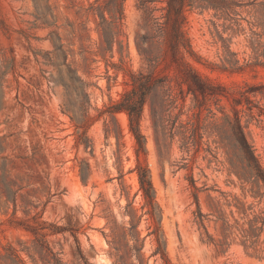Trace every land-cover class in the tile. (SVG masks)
Returning a JSON list of instances; mask_svg holds the SVG:
<instances>
[{
	"label": "rangeland",
	"instance_id": "rangeland-1",
	"mask_svg": "<svg viewBox=\"0 0 264 264\" xmlns=\"http://www.w3.org/2000/svg\"><path fill=\"white\" fill-rule=\"evenodd\" d=\"M94 1L0 0V247L32 251L43 239L63 264H264V244L246 249L232 234L218 245L223 221L264 206L240 179L244 165L225 122L236 112L264 169V114L255 107L264 110V99L247 94L250 114L242 97L264 85V64H254L264 44L258 2L231 0L239 6L227 16L207 2L185 6L192 56L181 49L183 59L215 90L194 99L180 97L174 68L149 64L136 48L144 11L160 17L164 0H124L111 47ZM139 72L166 78L177 100L164 113L155 100L152 119L147 99L138 152L127 115L107 108ZM181 124L196 128L193 143Z\"/></svg>",
	"mask_w": 264,
	"mask_h": 264
},
{
	"label": "trees",
	"instance_id": "trees-1",
	"mask_svg": "<svg viewBox=\"0 0 264 264\" xmlns=\"http://www.w3.org/2000/svg\"><path fill=\"white\" fill-rule=\"evenodd\" d=\"M123 1L124 0H95L94 3L97 5L95 7H90L92 11L97 12L100 19V27L102 28L101 34L110 47L115 37L120 33L121 20L123 17ZM255 1L258 2L260 7V24L261 27L264 28V0ZM99 2H103V5H98ZM163 2L165 5L160 7V10L162 11L160 17H155L153 10L146 9L144 11L145 28L147 31L146 35L140 37V40L136 43L138 53L149 64L154 63L160 65L162 63L165 68H174L175 77L177 78L176 82L179 86L178 92L181 98L183 94H191L194 99L197 98L198 94L202 97L215 95L214 87L203 82L193 69L192 65L183 59L181 49L185 50L190 56H192L190 45L184 37L181 29L184 21V8L187 5L191 6V4H194L195 2H207V8H212L215 11L221 12L222 15L227 16L233 12L232 10L235 6L239 5L231 0H164ZM104 12L108 13L109 20L105 17ZM145 45H147V47H143ZM254 54V64H264V62L261 61V59L264 60V44L258 43L257 47L254 48ZM67 70L70 71L68 67ZM129 78L130 89L124 92L120 100L108 107L107 112L110 114L123 112L127 115L129 128L135 138L138 146L137 151L139 152L143 151L145 142L144 137L139 131V121L147 99L151 97V116L152 119H155L157 116L154 109L155 100H158V106L161 112L164 113L168 108H173L175 106L177 96L172 94L171 86L166 78H156L152 74L145 75L141 72L129 73ZM181 83L185 84V90L180 87ZM247 94H251L254 97L260 96L264 99V85L251 87L242 93L244 102H246L247 105V110L251 114L254 106ZM241 103V100L236 101L237 105H240ZM255 107L259 110V114H264L262 113L264 110H261L258 106ZM225 122L232 133L235 145L244 165L245 173L240 179L243 180V182L250 184L251 190L254 188L256 189L253 197L258 198L257 205H260L262 202L264 203V169L259 164L253 149L245 138L243 127L236 112L234 113L233 118L226 116ZM154 128L156 129L155 124ZM180 128L183 129L182 134L185 144H189L190 141L193 143L196 135V128L192 126L188 129L184 124H181ZM141 170L142 171L139 174L141 188L146 194H148L150 183L146 177L147 171L145 169ZM190 183L196 190L192 179ZM261 189H263L262 192ZM194 200L197 203V197L195 195ZM244 205L245 203H242V206ZM252 209V205L247 209L250 213H247V210L242 209L241 214L243 217L241 218V222L236 219H234L233 224H229L226 220L223 221L221 230L222 239L218 241L220 243L218 244L219 246L222 247L226 244L227 239L232 234H235V236L240 239L242 245L246 249H254L261 246V244H264V206L259 208L258 211ZM201 217L202 215H200V224H202ZM59 231L62 232L63 229L60 228ZM262 237L263 240L260 241ZM212 241L214 242L213 239ZM248 243L249 246H247ZM260 251L264 254V249ZM20 252L27 254L34 264L37 263L31 252L38 254L43 264H63L57 254L53 253L45 241L38 238L33 242L32 251L29 248L16 250L10 245L1 246L0 264H28ZM79 256L80 258H83L80 252Z\"/></svg>",
	"mask_w": 264,
	"mask_h": 264
}]
</instances>
